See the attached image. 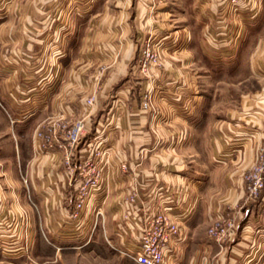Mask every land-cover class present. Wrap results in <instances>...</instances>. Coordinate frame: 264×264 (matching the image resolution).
<instances>
[{
	"label": "crops",
	"instance_id": "1",
	"mask_svg": "<svg viewBox=\"0 0 264 264\" xmlns=\"http://www.w3.org/2000/svg\"><path fill=\"white\" fill-rule=\"evenodd\" d=\"M247 1L232 28L231 16L220 19L204 0H0V110L8 114L0 120V264H136L129 255L144 210L160 205L180 224L165 264H264L262 198L250 203L244 182L264 146V36L236 57L246 23L260 25L264 0ZM193 20L201 52L222 58L216 76L194 59ZM147 38L164 48L150 83L136 65ZM30 61L54 73L34 75ZM42 78L41 93H31ZM149 90L145 111L140 97ZM82 118L79 158L91 157L95 143L107 154L101 188L75 228L63 156L43 150L36 133L59 128L61 137ZM135 190L139 202L124 220ZM221 216L239 224L218 244L207 230Z\"/></svg>",
	"mask_w": 264,
	"mask_h": 264
},
{
	"label": "built area",
	"instance_id": "2",
	"mask_svg": "<svg viewBox=\"0 0 264 264\" xmlns=\"http://www.w3.org/2000/svg\"><path fill=\"white\" fill-rule=\"evenodd\" d=\"M204 1L214 3L219 8L221 16H224L225 10H228L230 14L238 15L242 9L249 8L250 5L247 0ZM239 34L240 32L237 33L236 39L239 38ZM149 48L148 46L142 54L143 63L140 69L146 77H148L149 70L155 68L159 62L158 56L152 53ZM88 104L91 105L92 100L88 101ZM142 108L146 111L149 110L148 96L143 97ZM83 134L84 123L78 121L66 132L68 146L73 148L78 145ZM40 136L43 137L41 134ZM44 137L48 140L47 136L44 135ZM57 147L62 149L65 146L58 144ZM92 147H95L94 154L84 160L79 159L78 165H75L69 155L65 158L67 165L71 163L72 166H75L71 174L79 177L78 179L75 178L72 184L75 195V202L72 204V218L76 217V214L85 211L90 198L96 191L100 190L102 185V164L106 159L107 149L102 147V143L97 146L95 143ZM97 151L99 152L97 153ZM121 171L127 173L129 168L123 164ZM245 179L247 181L245 188L248 199L254 202L264 192V148L258 150L255 162ZM140 195V192L135 190L127 198L128 207L127 213L123 216L124 220H128L132 216L133 206L139 202ZM262 205L264 207V195ZM144 212L136 251L129 256L136 264H165L166 257L170 253V247L180 235V224L164 206H157L153 213H149L147 210H144ZM235 228L236 224L232 218L217 217L208 229L207 235L210 240L220 244L227 241L234 234Z\"/></svg>",
	"mask_w": 264,
	"mask_h": 264
},
{
	"label": "rangeland",
	"instance_id": "3",
	"mask_svg": "<svg viewBox=\"0 0 264 264\" xmlns=\"http://www.w3.org/2000/svg\"><path fill=\"white\" fill-rule=\"evenodd\" d=\"M247 3H249L248 1H247ZM214 4V3H213ZM263 5H264V2H263ZM262 5V6H263ZM215 7H217V6H215ZM217 9H218V11H219V8L217 7ZM263 10H264V6H263ZM219 15H221V13L219 12L218 13ZM261 14V13H260ZM192 15H194L193 13H192ZM233 17V18H231V17ZM231 19H230V18ZM219 18L220 19H224V20H226V19H228L229 18V22L227 21V23H229L231 26L230 27H232L233 28V26L235 25V23L237 22H239V21H237V20H239V18L238 17H234V15L231 13L230 14V12H228V10H225V14H224V16H219ZM238 18V19H237ZM237 19V20H236ZM246 19H248V17H246ZM253 19V18H252ZM251 19V20H252ZM258 21V20H257ZM257 21H248L247 23H246V25L247 26H249L248 27V29L246 30V32H245V35H244V32H243V34H242V36H240V38L238 39V41L240 42L241 40L243 41L244 39H246L247 37H248V41L246 42V46H245V48L243 49V50H241L242 52L240 53V50L238 49V51H237V60L239 61L241 58H243V57H245L246 56V54H247V52L249 51V47H251V46H253V44L256 42V40L258 39V37L259 36H264V13H263V15H262V18H261V20H260V22H259V24L260 25H255V26H253L255 23H257ZM251 25V26H250ZM221 34L223 35V32H221ZM225 36H228L229 34H227V33H225L224 34ZM169 36H167V37H165V41H169V39H171L170 37L168 38ZM245 37V38H244ZM191 38H192V41H194L195 43H194V46H195V50L196 51H194L193 50V56H194V59H198L199 60V62L202 64V65H206V66H209V68H210V71H211V73H213V75L214 76H216L217 74H218V71H220V69H221V66L220 65H218L217 64V62H218V60L219 61H221V59L222 58H218L217 56L218 55H214V53H212V52H206L205 51V54H203L202 52H201V50L199 49V42H200V40L202 39V37H201V32L199 31V27H198V25L196 24V22L193 20V27L191 28ZM176 41H179V40H176ZM179 45V46H178ZM177 45V47L175 48V51L177 52H180V46H181V42L179 43ZM150 47L149 49L151 50V52L152 53H154V54H156L157 56H158V59H159V62H158V65L157 66H155V68H151L150 70H149V73H148V77H146V76H144L143 74H142V72L140 71V69H141V65H142V63H143V57H142V54H143V52L145 51V49L147 48V47ZM162 51H164V48H162V49H158V48H156L155 46H154V39L153 38H147L146 39V42H145V44H144V46L142 47V48H139L138 50H137V69H138V73L140 74V75H142L146 80H147V82L148 83H150V82H152L153 81V76H152V70H155V69H157V68H159V66L161 65V62H162ZM198 53L200 54V55H198ZM235 50H232V52L231 51H229L228 52V55L227 56H224V57H227L226 59H232V58H234V55H235ZM233 60V59H232ZM196 61V60H195ZM29 67H30V69H32L33 70V72L35 73L34 75H38V74H40V73H42L44 70H45V68H47L48 67V70L46 71V74L47 75H49V74H51V73H54V72H52L53 71V66H47V65H43V64H41L40 62H36V61H30V64H29ZM32 75H33V73H32ZM244 75V74H243ZM43 79L44 78H42V79H40V80H38L37 82H36V84L33 86V88H31V89H29V91L32 93H36V94H40L41 92H40V90H41V88H42V81H43ZM211 83V82H210ZM230 83H233L232 81L230 82ZM245 84H247V86L248 87H250V86H253V84H254V82H252V80H250V81H248V82H246V83H243V85H245ZM150 85V84H149ZM242 85V86H243ZM213 86H214V88L216 87H221V85H218V86H215V84H213ZM222 87H227L226 85H222ZM23 89H24V87H22ZM228 88V87H227ZM234 88V87H233ZM23 89H18V90H14L15 91V93L17 94V95H19V93L23 90ZM155 89V88H154ZM151 93V91L149 90V92L147 91V92H145L144 94H142L141 95V97H140V108L143 110V108H142V102H143V97L144 96H148V98H149V110H152V107H153V94H150ZM90 100H92V104L91 105H89L88 104V101H90ZM94 101H95V99H94V97H90V98H88V100L86 101V104L88 105V106H92L93 104H94ZM216 101H217V99H216ZM186 109H188V107L186 108L185 107V110ZM184 110V109H183ZM184 110V111H185ZM146 111V110H145ZM8 114L7 113H5V112H3V111H1L0 110V120H4V121H6L7 123H8ZM78 121H82L83 123H84V134H83V136L81 137V139H80V142H79V144L78 145H76L75 147H73V148H70L69 146H68V141L66 140V132L76 123V122H78ZM56 123H58V122H56ZM54 128V127H53ZM42 130V129H41ZM41 130H39L37 133H36V137L38 138V139H40L41 141H42V148H43V150H45L46 152H50V151H56V152H58V153H60L62 156H63V161H64V164H65V166H66V168H67V172H68V174H69V178H70V183H71V186H72V184H73V181H74V179L76 178V179H78L79 177H77V175H72L71 174V172H73V169H74V165L72 166L71 165V163L69 164V165H67L66 164V161H65V158H66V156L67 155H69L70 156V158L75 162V165H78L79 163H78V161H79V153H80V151H79V147H81L83 144H84V142H85V138H86V136H87V130H86V124H85V120L82 118V119H79V120H76L73 124H71L68 128H66L64 131H62V135H61V137L59 136L58 137V134L56 133V131L57 130H60L59 128L56 130V129H53V130H51V133L50 134H48V135H45V134H43L42 132H41ZM62 130V129H61ZM55 131V132H54ZM53 132H54V134L56 135V137H55V135H53ZM40 134L43 136V137H41L40 136ZM59 134H60V131H59ZM44 135L45 136H47L48 137V140H46V138L44 137ZM56 141H57V143H56ZM58 144H61L62 146H65L64 148H62V149H58V147H57V145ZM93 146V144L91 145V147H89V149L91 148V150H88L90 153H94L95 152V147H92ZM260 148H264V146H259L258 148H257V150H256V153H255V157H256V154H257V152H258V150L260 149ZM99 151H101V150H99ZM99 151H97V153L99 152ZM89 153V154H90ZM255 157H254V161H253V164H254V162H255ZM253 166V165H252ZM252 166H251V168H252ZM128 167V166H127ZM251 168L246 172V174L244 175V182H245V187H246V185H247V181H246V179H245V176L248 174V172L251 170ZM263 195H264V192L259 196V198L256 200V201H254V202H252V201H250L249 199H248V196H247V193H246V188H245V197H246V199L250 202V203H252V204H254V203H256L260 198H262V203H263ZM75 195H74V193H73V203L75 202ZM129 197V196H128ZM127 197V198H128ZM72 203V204H73ZM262 203H261V205H262ZM72 207V206H71ZM262 209L264 210V207H263V205H262ZM71 213H72V208H71ZM77 216L76 217H74V218H72L71 217V223H72V225L75 227V228H77L79 225V223H80V221H81V219H82V217H83V213H79V214H76ZM71 216H72V214H71ZM221 217H224V218H232L233 220H234V222H235V224H236V228H235V231H234V233L236 232V230H237V228H238V224H239V217L238 216H236V217H227V216H221ZM214 223V220H213V222L210 224V226H209V228L212 226V224ZM208 231V230H207ZM233 235V234H232ZM0 260H2L1 258H0ZM85 264H93V262H91L90 261V263H85Z\"/></svg>",
	"mask_w": 264,
	"mask_h": 264
}]
</instances>
